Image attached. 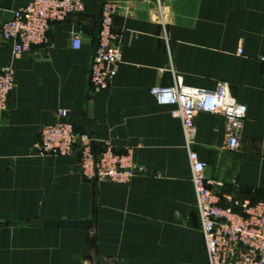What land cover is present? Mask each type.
I'll return each mask as SVG.
<instances>
[{"label":"crops","instance_id":"0c3cea01","mask_svg":"<svg viewBox=\"0 0 264 264\" xmlns=\"http://www.w3.org/2000/svg\"><path fill=\"white\" fill-rule=\"evenodd\" d=\"M29 1L0 0V26ZM99 4L84 0L82 12L52 24L48 46L19 58L0 34V68L16 72L0 115V264H206L181 123L151 89L172 86L175 74L204 91L229 86L246 107L238 148L225 147L223 116L199 112L194 149L220 206L264 199V0H118L122 59L109 85L90 91L82 26ZM58 109L97 150H132L139 170L128 184L87 181L77 154L35 153ZM76 220L92 224H42Z\"/></svg>","mask_w":264,"mask_h":264},{"label":"built area","instance_id":"2783aa9c","mask_svg":"<svg viewBox=\"0 0 264 264\" xmlns=\"http://www.w3.org/2000/svg\"><path fill=\"white\" fill-rule=\"evenodd\" d=\"M83 9L84 0H31L14 10L11 18L1 24L0 34L3 40L11 42L13 56L19 58L31 54L36 48L48 46L52 24ZM117 9L118 0H107L102 4L100 31L88 79V86L94 90L109 85L122 59L118 37L113 32ZM158 11L160 21L165 25L161 9ZM81 44V34L75 33L72 47L78 49ZM259 60L264 63V56ZM15 80L12 65L0 68V115L8 109ZM151 93L158 103L172 105L171 115L181 123L205 243L206 264H264V199L255 204L235 200L231 206H220L219 196L210 187L205 174L207 164L199 159L194 149L195 117L199 112H206L225 118V147L236 150L246 107L236 101L225 84L213 91H204L185 86L181 76L176 74L172 86L152 88ZM33 148L41 156L77 154L80 173L90 182L128 184L139 170L134 166L131 149L121 152L105 144L97 150L86 133L77 134L65 109H58L53 122L41 128ZM82 264L94 263L86 259Z\"/></svg>","mask_w":264,"mask_h":264},{"label":"water","instance_id":"95a60500","mask_svg":"<svg viewBox=\"0 0 264 264\" xmlns=\"http://www.w3.org/2000/svg\"><path fill=\"white\" fill-rule=\"evenodd\" d=\"M107 0H100V4L97 8L95 19L93 20L91 25H84L82 26V31L85 33L92 42V58H91V64L93 61L95 49L97 46L98 41V34L100 31V25H101V9L102 4ZM90 64V67H91ZM90 91H93L94 89L89 87ZM232 95L234 96V93L232 92ZM235 97V96H234ZM42 224L47 227H90L92 224V221H43Z\"/></svg>","mask_w":264,"mask_h":264}]
</instances>
